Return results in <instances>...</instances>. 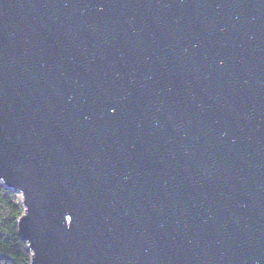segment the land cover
<instances>
[{"label":"water","instance_id":"obj_1","mask_svg":"<svg viewBox=\"0 0 264 264\" xmlns=\"http://www.w3.org/2000/svg\"><path fill=\"white\" fill-rule=\"evenodd\" d=\"M0 185L30 264H264V0H0Z\"/></svg>","mask_w":264,"mask_h":264},{"label":"trees","instance_id":"obj_2","mask_svg":"<svg viewBox=\"0 0 264 264\" xmlns=\"http://www.w3.org/2000/svg\"><path fill=\"white\" fill-rule=\"evenodd\" d=\"M22 212L10 191L0 185V264H30V253L17 229Z\"/></svg>","mask_w":264,"mask_h":264},{"label":"rangeland","instance_id":"obj_3","mask_svg":"<svg viewBox=\"0 0 264 264\" xmlns=\"http://www.w3.org/2000/svg\"><path fill=\"white\" fill-rule=\"evenodd\" d=\"M10 194L12 196V199L14 200L15 203L21 205V197L20 195H17L16 193L10 191Z\"/></svg>","mask_w":264,"mask_h":264}]
</instances>
